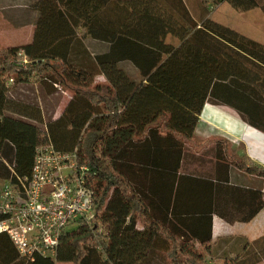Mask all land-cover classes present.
I'll return each mask as SVG.
<instances>
[{
    "label": "trees",
    "instance_id": "trees-1",
    "mask_svg": "<svg viewBox=\"0 0 264 264\" xmlns=\"http://www.w3.org/2000/svg\"><path fill=\"white\" fill-rule=\"evenodd\" d=\"M223 1L238 11L264 10V0H214L212 9L204 2L196 18L186 0H77L71 9L67 1L42 0L34 41L0 45V178L29 176L41 143L62 152L78 147L80 163L90 168L96 207L90 223L64 233L54 257H23L9 235L0 233V264H146L152 252L164 255L167 264H211V217L180 216L184 145L201 150L227 144L194 137L208 100L235 107L248 124L264 130V112L249 108L256 100L253 89L264 98V44L210 17ZM68 13L73 25L64 23ZM56 31L63 38H53ZM168 35L180 44L166 42ZM86 36L107 43L108 50L92 57ZM70 55L84 59L79 64ZM122 62L134 65L138 77ZM33 78L71 93L59 118L47 122L40 107L8 94L11 86ZM231 156L240 168L264 176V167Z\"/></svg>",
    "mask_w": 264,
    "mask_h": 264
},
{
    "label": "crops",
    "instance_id": "crops-1",
    "mask_svg": "<svg viewBox=\"0 0 264 264\" xmlns=\"http://www.w3.org/2000/svg\"><path fill=\"white\" fill-rule=\"evenodd\" d=\"M41 1L0 0L1 46H24L34 41L42 17L37 7ZM63 1L72 4L70 9L77 3ZM67 18L64 23L72 24L70 14ZM54 34L58 35L53 38H63L61 32ZM90 38L93 39L86 36L84 42ZM86 47L90 50L87 44ZM124 63L130 62L121 63L127 70ZM132 66L138 77L137 68ZM194 137L200 141L219 138L227 144L218 148L211 143L196 150L185 143L177 179L180 216L188 220L211 217V253L206 258L209 263L252 259L262 251V258L255 264H264V176L240 168L231 156L242 158L247 166L264 167V130L248 124L235 107L208 100L199 115Z\"/></svg>",
    "mask_w": 264,
    "mask_h": 264
},
{
    "label": "built area",
    "instance_id": "built-area-1",
    "mask_svg": "<svg viewBox=\"0 0 264 264\" xmlns=\"http://www.w3.org/2000/svg\"><path fill=\"white\" fill-rule=\"evenodd\" d=\"M19 55L22 63L28 61L23 51ZM89 177L78 147L62 152L49 141L41 143L29 176L0 178V233L9 235L23 257H54L70 226L95 218Z\"/></svg>",
    "mask_w": 264,
    "mask_h": 264
},
{
    "label": "rangeland",
    "instance_id": "rangeland-1",
    "mask_svg": "<svg viewBox=\"0 0 264 264\" xmlns=\"http://www.w3.org/2000/svg\"><path fill=\"white\" fill-rule=\"evenodd\" d=\"M193 15L196 18H199L200 15L203 14L202 4L205 2L206 5L212 9L214 0H186ZM212 19L217 22H220L226 26H229L240 33L253 38L264 44V10L262 7L258 6L254 9L248 11H238L233 8L228 2H222L218 8H216L210 15ZM86 44L90 47L92 57L96 56L98 53H103L108 50V44L100 41H95L93 39H88L85 41ZM166 42L171 43L175 46L180 44L179 39L174 36L168 35L166 38ZM70 59L74 60V62H78L84 59L83 56H69ZM87 61V60H85ZM130 76L136 77L137 72L135 68L130 63H124L123 65ZM98 81H104L105 78L102 75H98L96 78ZM236 81V80H235ZM243 85V84H242ZM254 92V98L256 100L249 103L250 111L264 112V98L261 96L259 91L256 89L252 90ZM10 97L16 99L17 101L32 105L35 107H40L45 121H53L60 117L65 106L71 99V93L69 91L64 90L60 86L53 84L50 80L39 78H33L29 82L18 83L14 86H11L10 91L8 92ZM260 94V95H259ZM10 115H14L12 113H7ZM16 116V115H14ZM18 117V116H16ZM19 118L28 121L30 123L39 124L41 127L43 124H40L32 119L19 116ZM197 140V139H196ZM199 141V140H198ZM191 144V143H190ZM192 145V144H191ZM78 224H74L70 226L68 230L75 228ZM101 231L103 233H107V228L105 225L100 226ZM264 245V243L262 242ZM264 249V246H263ZM258 255H262V251ZM149 262L146 264H167L164 255L159 252H152L148 257ZM57 264H70L69 262H58ZM213 264H226L223 261H213Z\"/></svg>",
    "mask_w": 264,
    "mask_h": 264
}]
</instances>
